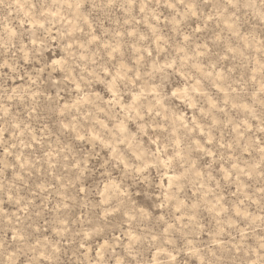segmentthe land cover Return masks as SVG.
Here are the masks:
<instances>
[{
	"label": "rangeland",
	"instance_id": "374dc122",
	"mask_svg": "<svg viewBox=\"0 0 264 264\" xmlns=\"http://www.w3.org/2000/svg\"><path fill=\"white\" fill-rule=\"evenodd\" d=\"M0 264H264V0H0Z\"/></svg>",
	"mask_w": 264,
	"mask_h": 264
}]
</instances>
